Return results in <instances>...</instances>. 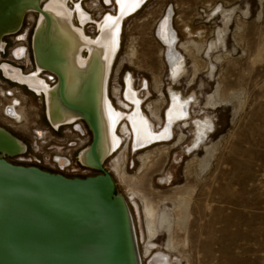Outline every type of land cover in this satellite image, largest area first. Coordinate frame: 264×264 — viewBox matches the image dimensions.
Listing matches in <instances>:
<instances>
[{
	"label": "rangeland",
	"instance_id": "rangeland-1",
	"mask_svg": "<svg viewBox=\"0 0 264 264\" xmlns=\"http://www.w3.org/2000/svg\"><path fill=\"white\" fill-rule=\"evenodd\" d=\"M78 1L94 20L113 12L112 0ZM170 10V25L186 63V74L177 81L168 75V61L156 36L159 20ZM29 19L25 17L23 30L31 27ZM95 32L94 24L86 25L88 35ZM187 40L195 45L184 52L181 44ZM7 54L6 50L3 57ZM124 75H131L135 88L144 94L143 108L155 129L159 122L151 116L150 103L161 117L172 92L189 106L188 119L176 123L172 140L135 153L128 149L129 175L137 171V156L152 151L147 168L137 172L141 182L136 187L161 210L172 212L175 198L189 194L181 227L168 235L159 225L152 239L144 232L140 200H130L140 243L152 250L146 257L161 251L170 264H264V0H148L123 22L109 80L113 105L128 110L121 97ZM156 85L164 97L157 96ZM28 106L30 121L36 120L32 108L37 107V123L44 126L43 102L41 106L30 95ZM199 118L212 123L213 130L202 148L189 153ZM77 124L87 130L83 122ZM122 138L123 144L130 141L127 133ZM162 144L169 145L168 153ZM117 151L104 163L113 177L111 160ZM61 174L83 178L96 173ZM115 184L117 193H127L124 182ZM168 238L173 243L169 251Z\"/></svg>",
	"mask_w": 264,
	"mask_h": 264
},
{
	"label": "bare ground",
	"instance_id": "bare-ground-1",
	"mask_svg": "<svg viewBox=\"0 0 264 264\" xmlns=\"http://www.w3.org/2000/svg\"><path fill=\"white\" fill-rule=\"evenodd\" d=\"M21 1L24 7L23 10H25L21 24L15 31L2 35L0 50L4 46V36L13 33L15 35L20 34L21 39L25 40L21 44L11 47V50L18 48L16 54L20 56V53L25 51L23 47L26 42L28 57L24 54L21 61L23 65H29L30 68L23 71L19 66L10 65L6 62L2 64L1 68L8 77L26 85L34 94H40L43 102L44 121L47 125H53L54 127L76 125L80 128L77 122L81 121L90 133L85 121L81 118V114L73 107L65 106L60 100L59 86L56 85V74L62 77L63 97L66 101L86 105L89 108L93 103L98 122L97 151L103 169H105L104 163L106 160L118 150L111 160L115 178L110 175L115 189L117 180L125 183V192L127 193L125 195L118 194L126 205L139 264H170L167 254L165 255L161 251L152 253L148 258H145L152 250H148L140 243L141 238H139L128 203L130 200H140L144 219V232L147 238L152 239L158 234L160 226L167 230L168 235L174 227H181L186 215L189 194L186 193L175 198L172 212L161 210L160 206L154 204L136 187V182L141 179L138 174L147 168L152 151L149 150L147 153L137 156L138 167L136 173L140 171L137 174H127L125 161L128 159V149L135 153L153 144L172 140L173 127L176 123L188 119V101L173 92L170 93V99L167 102L168 110L165 116H162L163 119L150 103L148 108L152 111L151 116H154V119L159 122V128L155 129V121L143 108L144 94L140 95V90L135 88L131 75H124L121 81V97L129 104L124 103L125 108L128 110L115 107L109 94V80L120 48L123 22L128 16L137 12L148 0H112L113 12L105 13L98 20H94L77 0V2H73V0ZM38 2H40V7H43L44 12L35 11L34 7ZM104 2L107 4L109 0ZM170 12L171 10L167 11L165 18L162 20V16L159 20L156 36L163 45V54L168 61V75L172 80L177 81L186 74V63L183 52L177 46L179 40L170 25ZM26 16L30 18L29 20L32 23L28 33L22 30V23ZM91 23L96 28L94 36L86 33V25ZM190 45H195V42L187 40L186 43L181 44V47L185 52L189 51ZM194 68H196V65H194ZM44 72L55 75V85H48L42 79ZM155 87L158 88L157 85ZM157 91L159 92L157 95L159 98L164 97L159 88ZM194 128V138L187 147L189 153L205 145L204 138H207L208 134L212 132L213 125L208 120L199 118L195 120ZM125 133L130 136V141L128 140L123 144L122 135H125ZM182 137L177 138L179 144L184 142ZM90 141L78 154L75 161L80 163L79 166L98 173L95 169L96 164L88 154ZM162 145L166 146L167 144ZM166 149L168 153L169 145L166 146ZM114 193L117 194L116 190ZM171 248H173V243L168 238L166 250L169 251Z\"/></svg>",
	"mask_w": 264,
	"mask_h": 264
},
{
	"label": "water",
	"instance_id": "water-1",
	"mask_svg": "<svg viewBox=\"0 0 264 264\" xmlns=\"http://www.w3.org/2000/svg\"><path fill=\"white\" fill-rule=\"evenodd\" d=\"M23 8L21 0H0V38L20 26ZM34 9L44 12L40 2ZM56 76L60 100L91 133L88 154L98 173L67 177L13 164L4 155L23 152L24 143L0 126V264H139L126 205L98 157L94 105L66 101Z\"/></svg>",
	"mask_w": 264,
	"mask_h": 264
},
{
	"label": "built area",
	"instance_id": "built-area-1",
	"mask_svg": "<svg viewBox=\"0 0 264 264\" xmlns=\"http://www.w3.org/2000/svg\"><path fill=\"white\" fill-rule=\"evenodd\" d=\"M30 28L22 30L28 33ZM24 40L21 39L20 34L4 36V46L0 50V126L18 137L25 146L23 152L12 156L4 155V158L13 164L35 166L50 172H89L86 167H80L75 162L78 154L89 142L87 130L76 125L54 127L45 123L41 126L37 123L39 119L37 107L32 108L37 113L36 120L31 122L28 100L31 95L39 100L42 106L40 94H34L26 85L11 79L1 68L5 62L19 66L23 71L30 68L21 61L24 54L28 57L26 42L23 47L25 51L21 52L20 56L16 54L18 48L11 50V47L21 44ZM6 50L8 54L3 57ZM42 79L48 85H52L55 82V75L44 72Z\"/></svg>",
	"mask_w": 264,
	"mask_h": 264
},
{
	"label": "flooded vegetation",
	"instance_id": "flooded-vegetation-1",
	"mask_svg": "<svg viewBox=\"0 0 264 264\" xmlns=\"http://www.w3.org/2000/svg\"><path fill=\"white\" fill-rule=\"evenodd\" d=\"M77 1H78V0H77ZM77 1H76V2H77ZM29 52H30V46H29ZM30 55H31V53H30ZM152 253H153V252H152ZM152 253H151V254H152ZM149 256H150V255H149ZM149 256H148V257H149ZM148 257H146V258H148Z\"/></svg>",
	"mask_w": 264,
	"mask_h": 264
}]
</instances>
